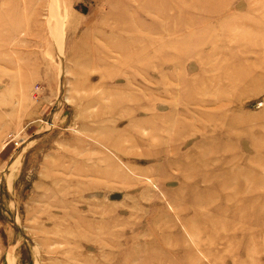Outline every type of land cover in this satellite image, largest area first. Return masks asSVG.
Returning a JSON list of instances; mask_svg holds the SVG:
<instances>
[{
	"label": "rangeland",
	"instance_id": "rangeland-1",
	"mask_svg": "<svg viewBox=\"0 0 264 264\" xmlns=\"http://www.w3.org/2000/svg\"><path fill=\"white\" fill-rule=\"evenodd\" d=\"M0 264H264V0H0Z\"/></svg>",
	"mask_w": 264,
	"mask_h": 264
}]
</instances>
